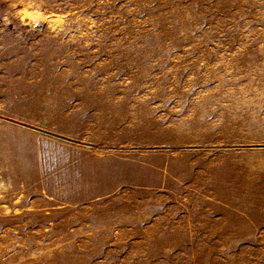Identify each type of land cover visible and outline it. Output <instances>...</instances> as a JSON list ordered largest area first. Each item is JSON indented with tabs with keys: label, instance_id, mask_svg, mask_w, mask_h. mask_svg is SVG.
Masks as SVG:
<instances>
[{
	"label": "rangeland",
	"instance_id": "obj_1",
	"mask_svg": "<svg viewBox=\"0 0 264 264\" xmlns=\"http://www.w3.org/2000/svg\"><path fill=\"white\" fill-rule=\"evenodd\" d=\"M0 264H264V0H0Z\"/></svg>",
	"mask_w": 264,
	"mask_h": 264
}]
</instances>
